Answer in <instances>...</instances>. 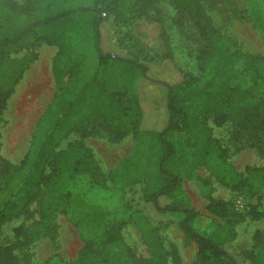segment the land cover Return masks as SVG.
<instances>
[{
    "label": "trees",
    "instance_id": "1",
    "mask_svg": "<svg viewBox=\"0 0 264 264\" xmlns=\"http://www.w3.org/2000/svg\"><path fill=\"white\" fill-rule=\"evenodd\" d=\"M161 1L25 0L21 4L0 0V137L8 101L36 58L32 51L18 60L12 54L45 43L58 47L53 62L55 92L36 124L27 152L19 164L0 153V192L7 193L0 207V228L29 215L32 203L39 206L40 220L17 228L18 243L27 245L53 234L54 216L70 204L71 182L84 171L94 183L110 178L122 187L143 181L142 200L168 220L177 217L185 242L196 244V259L188 264H241L227 246L236 239L239 224L264 219V167L238 171L227 160V149L211 135L206 120L213 117L218 126L231 122L241 135L248 132L255 137L252 146L264 150V56L245 53L232 44L211 23L203 0H163L175 8L179 25L190 21L196 28L199 74L186 73L181 81L169 84L162 128L145 126L138 82L149 77L151 62L173 57ZM108 16L129 19L131 24L143 20L160 25L167 47L152 51L151 58L133 55L120 45L125 53L105 50L102 24ZM90 63L95 66L93 72L86 70ZM106 70L123 75L124 91L116 90L112 97L106 90L96 91L100 73ZM71 131L78 138L59 149L61 139ZM100 133L114 140L132 133L136 140L133 150L109 174L102 171L85 142ZM201 161L231 190H246L257 199L239 208L232 200L215 197L209 182L203 180L205 208L217 220L209 233L196 226L201 213L183 191L185 178H199ZM133 205V200L125 203L128 208ZM71 218L86 236L70 264H183L179 252L168 251L155 228L144 229L151 254L139 257L124 241L123 221H114L105 207L87 198L78 199ZM18 243L0 244V264H30L29 254L17 253ZM257 249L258 264H264V243Z\"/></svg>",
    "mask_w": 264,
    "mask_h": 264
},
{
    "label": "rangeland",
    "instance_id": "2",
    "mask_svg": "<svg viewBox=\"0 0 264 264\" xmlns=\"http://www.w3.org/2000/svg\"><path fill=\"white\" fill-rule=\"evenodd\" d=\"M17 1L21 4L25 2ZM159 5L163 11L164 28L173 57L151 62L149 77L139 80L137 85L145 109L144 125L154 129H161L165 121L168 85L181 81L186 73L199 74L196 56L200 43L196 28L190 21L179 25L175 8L167 1L162 0ZM203 5L211 23L232 44L245 53L264 56V0H203ZM102 29L105 50L120 53L127 51L151 58L152 51H164L167 47L160 37V25L156 23L139 20L136 24H131L129 19L108 16ZM119 45L126 51L120 49ZM30 51L36 54V58L16 86L1 121L0 153L15 164H19L27 152L31 135L56 88L53 62L58 47L45 43L32 50L24 49L13 53L12 57L18 60ZM86 70L93 72L94 64H88ZM124 83L123 75L106 70L100 73L96 91L106 90V94L112 97L114 91H124ZM206 125L210 128L211 135L227 149L226 158L238 171L245 173L247 166L264 167V150L251 145L255 142V137H250L251 134L247 132L241 135L231 122L218 126L213 117L206 120ZM184 133L187 138H191L190 132L184 130ZM77 138L75 131L69 132L61 139L58 148H66L69 142ZM85 142L93 150L102 171L109 174L133 150L136 140L132 133L120 140L100 133L87 137ZM197 173V180L184 179L183 191L200 211L196 226L204 233L213 230L217 220L205 208L207 200L201 188L203 180L209 182L210 191L215 197L232 200L239 208L257 202L256 197L246 190H231L202 161ZM71 183L73 198L71 197L70 204H65L56 212V228L51 236L39 238L27 245L18 243L17 228L22 225L30 226L40 220L39 206L34 202L29 206V215L14 218L0 228V244L18 243L17 253L29 254L30 264H70L77 257L86 236L73 224L71 213L79 198H87L105 207L108 216L114 221H123L124 241L135 249L139 257L150 256L151 250L145 240L144 229L155 228L166 249H176L183 264L195 261L197 246L194 242H185L184 235L177 226V217L168 220L152 204L142 200L145 191L143 181L122 187L117 186L110 178L105 183H94L87 173L81 171ZM6 197V192H0V207ZM129 200L134 201L131 208L125 206ZM260 243H264V219H248L238 225L236 239L227 248L237 256L241 264H258L257 248ZM242 253H249L250 257H244Z\"/></svg>",
    "mask_w": 264,
    "mask_h": 264
}]
</instances>
